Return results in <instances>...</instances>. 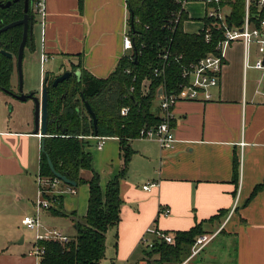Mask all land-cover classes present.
<instances>
[{"label": "crops", "instance_id": "obj_1", "mask_svg": "<svg viewBox=\"0 0 264 264\" xmlns=\"http://www.w3.org/2000/svg\"><path fill=\"white\" fill-rule=\"evenodd\" d=\"M182 1L187 16L183 32L200 33L206 11L204 0L203 16L198 19L189 17ZM39 18V60L52 63L48 74L55 78L78 65L93 77L105 79L122 56L132 53L126 46L125 0H83L80 8L77 0H44V16ZM187 24L194 26V32L184 30ZM37 26L35 16V52ZM249 48L236 41L226 50L211 101H184L173 107L171 127L176 142L172 148L161 149L154 140L128 141L133 153L119 181L121 206L116 228L117 242L125 253L117 261H129L140 250V240L149 228L173 235L201 224L205 234L214 237L183 264H264V90L253 92L248 88V71L261 73L253 68L258 57L250 64ZM45 74L41 72V88ZM262 80L261 73L258 85ZM147 85H143L145 90ZM152 111L161 117L157 96ZM32 130V122L8 121L0 126V264H27L11 246L24 244V238L13 243L18 231L14 223L20 220L22 225L23 218L34 212L39 194L32 178L39 173L41 137ZM107 140L108 144L96 148L101 152L98 160L92 154L96 140L84 139L102 192L122 168L119 140ZM138 141L142 142L135 144ZM99 161L103 167H98ZM80 177L89 180L91 173L81 171ZM145 185L154 186L143 190ZM255 188L260 189L251 197ZM55 191L61 197L56 208L62 215L45 210V218L53 222L66 217L73 224L82 221L87 211V185L73 188L59 183ZM161 209L169 210V215L160 214Z\"/></svg>", "mask_w": 264, "mask_h": 264}, {"label": "trees", "instance_id": "obj_2", "mask_svg": "<svg viewBox=\"0 0 264 264\" xmlns=\"http://www.w3.org/2000/svg\"><path fill=\"white\" fill-rule=\"evenodd\" d=\"M7 1L11 0H0V29L23 16L22 3H12L9 9H2L1 5ZM34 1H29V13ZM77 1L80 8L83 0ZM178 1L182 0H125L133 60L122 56L107 78L97 79L80 70L78 65H72L70 72L79 70V76L73 74L56 86L53 85L55 76L44 75L42 88L46 90L47 97V130L40 141L38 176L48 183L53 181L49 160L60 175L77 186L87 185L88 201L85 217L74 222L75 237L67 243L43 242L44 252L39 264H100L105 257V234L110 228L116 229L120 220L119 181L124 177L133 153L128 141L138 138L141 129L161 122V117L152 111L158 88L170 91L178 87L181 64H189L215 53L219 35L211 22L203 19L204 30L198 34L184 33L183 23L187 16ZM225 5L229 9L226 17L228 25L241 27L244 0H226ZM251 11L256 13L254 7ZM207 34L210 35L208 44L205 42ZM21 40L22 29L19 27L1 33L0 50L16 55ZM27 45L33 49L31 41ZM165 45L170 53L166 66L160 58ZM178 56L182 57L181 60H177ZM13 69L14 60L0 53V91L7 94L11 93ZM155 69L160 70V75L154 74ZM126 70L130 73L126 74ZM144 81L148 82L147 91H143ZM35 95L30 94L31 97ZM84 103L95 116L97 137L119 140L122 168L107 182L104 192L100 188L98 173L91 167V155L86 151L87 142L84 139L93 137L94 133L93 122ZM122 108H128L125 116L121 115ZM81 171L90 172V179L83 180ZM259 189L255 188L251 197ZM50 190L49 187L44 188L42 198L60 205L61 197H49ZM55 205L48 211L53 215H62ZM203 234L205 232L199 224L187 231L175 232L172 245L155 240L151 250L145 252V259L157 256L155 261L159 264H183L191 254L195 239ZM140 264L148 263L142 261Z\"/></svg>", "mask_w": 264, "mask_h": 264}, {"label": "built area", "instance_id": "obj_3", "mask_svg": "<svg viewBox=\"0 0 264 264\" xmlns=\"http://www.w3.org/2000/svg\"><path fill=\"white\" fill-rule=\"evenodd\" d=\"M182 4L183 1H178ZM226 0H204L206 7L205 15L203 19H207L211 22V26L219 35L218 44L215 47L214 54H207L195 62L189 64H181L180 67V83L176 89L165 91L163 87L161 93L158 96V109L161 113V122L155 126L145 127L140 130L138 138L146 140H154L158 143L161 149H170L176 142V138L172 132L171 119L172 109L179 103L184 101L206 103L212 100L211 90L219 85L221 71L224 65L226 50L229 46L236 41H241L246 48L251 43H256L262 50V54L255 61L253 68L261 71L262 79H264V0H244V19L241 27H230L226 22V17L229 14V9L225 5ZM33 11L35 14L44 16V0H35L33 3ZM254 7L256 13L251 9ZM204 30L203 29L201 31ZM127 48L132 49L131 38L127 33ZM205 42L210 43V35L205 36ZM129 60H133L132 53L127 55ZM160 58L164 61V66L167 65L170 59L169 49L165 47L162 49ZM181 56L177 57V60H181ZM45 59H43L44 61ZM163 71H161L162 73ZM129 74V70L125 71ZM154 74L160 75V70L155 69ZM147 81L143 82L144 83ZM148 83V82H147ZM148 87V85H147ZM144 89L143 91H147ZM133 89L131 88L130 91ZM128 113V108L121 109V115L125 116ZM40 136V135H38ZM97 141L96 148L101 149L106 141V137H94ZM61 183L56 178L51 182H47L37 176V185L39 194L35 202V215L32 217L26 216L22 220V225L29 231L35 233L34 243L32 245V251L30 256L38 258L37 264H39L40 257L44 252V248L41 245L46 241H57L59 243H67L69 239L56 230L43 229L40 222V214L42 211L48 210L51 207V202L42 198V190L46 187L50 189L55 188ZM154 185H145L143 190H149ZM160 214L167 216L169 210L161 209ZM43 231V232H42ZM214 235L203 234L198 236L191 248L190 257L198 255L201 250L213 239ZM164 241L168 245L173 243V235L161 232L155 228H149L140 240V245L144 246V251L148 252L153 246V242ZM122 264H139V262L125 261Z\"/></svg>", "mask_w": 264, "mask_h": 264}, {"label": "rangeland", "instance_id": "obj_4", "mask_svg": "<svg viewBox=\"0 0 264 264\" xmlns=\"http://www.w3.org/2000/svg\"><path fill=\"white\" fill-rule=\"evenodd\" d=\"M186 10L188 12V15L192 19H198L203 16V7H202V0H185ZM184 5V6H185ZM39 14L36 13V19L38 21L37 26V34L35 35V45H36V52L35 47L33 46V49L30 48L29 45L25 46L21 61V82L19 78V74L16 67V61L14 65V69L12 72L11 82H10V90L11 93L7 94L2 91H0V126L5 125L8 121L10 123H33V114H34V103L32 99H28L26 101H20L17 99V96L20 95H29L31 93H36L41 89V84L39 85L41 72L44 73H50V69L52 67L51 62H41L39 60V51L38 48L40 46V18ZM41 21V20H40ZM196 23H199V21H195ZM184 30L186 32H194L195 28L192 25H184ZM262 50L259 48V46L256 43L250 44L249 48V61L250 64H253L255 59L257 57H260L262 54ZM242 60V56H241ZM43 64V65H42ZM70 71V70H69ZM261 79V73L256 71H248L247 73V80H248V88L252 89V91H263L264 90V80H262V85H258V81ZM39 85V88H38ZM21 87V88H20ZM159 113V112H158ZM34 131V130H32ZM106 144L110 142V140L105 141ZM142 141H138L135 144H138ZM96 141H93L92 146V154L94 158H97L100 160L99 155L101 152L96 150L95 146ZM104 146V145H103ZM38 151H40V141L38 142ZM100 162V161H99ZM103 167L102 163L100 162L98 167ZM31 174L33 175L34 172L32 171ZM34 182H37V178L35 175H33ZM106 181V180H105ZM80 187V186H79ZM45 188H47L45 186ZM56 191L55 188L51 189L48 193L49 197L57 196L55 195ZM76 197H73L75 199ZM54 202H51V206H54ZM56 207V205H55ZM78 207V205H77ZM35 209L33 213L28 214L29 217L34 216ZM21 215H23V212H21ZM45 211H42L40 214V222L41 225L44 228H47L49 230H56L58 232H61L64 234L68 239H73L75 237V230H74V224L71 222L70 218L66 217H59L55 221H48L45 218ZM23 216H21L22 218ZM79 222V221H76ZM14 227H18V231L15 232V238L13 240V243H17L21 238H24V244L23 245H15L12 244L11 248L12 250L15 249L17 251V255H19L20 258H24L25 263H30L32 261H38V258H32L30 256V252L32 251V245L34 243V236L35 233L32 231L27 230L25 227H23L20 224V220H15ZM43 232V231H42ZM117 231L115 228H110L107 230L105 234V257L101 260L100 264H113L117 262V264H122L125 262V260L122 262L117 261L121 257L120 254L125 253L124 247L119 245L117 242ZM117 235V236H116ZM19 236L18 238H16ZM174 236V235H173ZM220 237L217 239L219 240ZM219 242V241H215ZM215 245V243H213ZM139 249L137 253H135L131 258H129V262H139V261H146L148 264H159L158 262L154 261L156 257L152 256L150 258L145 259V252H144V246H139ZM143 251V252H142ZM128 261V260H127ZM119 262V263H118Z\"/></svg>", "mask_w": 264, "mask_h": 264}, {"label": "water", "instance_id": "obj_5", "mask_svg": "<svg viewBox=\"0 0 264 264\" xmlns=\"http://www.w3.org/2000/svg\"><path fill=\"white\" fill-rule=\"evenodd\" d=\"M17 1L18 0H13V2H17ZM10 4H11V2L9 1L5 5H1V7L7 8L10 6ZM27 11H28V0H24V16H23L22 20L10 23L9 25L0 29V34H1L5 31H7L8 29H11L15 26H23V37H22V40L19 44L18 53H17V57H16V67H17V71L19 74L20 82H21V61H22L23 51H24V48L26 45L28 31H29V34L32 35L33 21H34L33 16L29 17L27 15ZM0 46H1V42H0ZM0 53H2L3 55H5L8 58H13V55L11 53L6 52L5 50H0ZM73 74L76 76H79L78 73H72L70 71L63 72L61 75L57 76L54 79L53 85L56 86L58 83H61L65 80H68ZM160 93H161V89L158 91V96L160 95ZM17 99L20 101H23V102L28 100V99H32V101L34 103V114H33L34 131H33V134L40 135V137H45L46 136V130H47L46 90L41 88V91L39 92V97H37V96L31 97L29 94L27 96L26 95L17 96ZM84 108H85L87 114L91 117L92 122H93V133H94L93 137H97L95 116H94L93 112L91 111V109L87 103H84ZM40 147H42V144ZM48 165H49L50 171L53 174L54 178H56L58 181H60L61 183L65 184L69 187L75 188L77 186L75 182H72V181L68 180L66 177L57 173L54 170L53 165L51 164V162L49 160H48Z\"/></svg>", "mask_w": 264, "mask_h": 264}, {"label": "flooded vegetation", "instance_id": "obj_6", "mask_svg": "<svg viewBox=\"0 0 264 264\" xmlns=\"http://www.w3.org/2000/svg\"><path fill=\"white\" fill-rule=\"evenodd\" d=\"M29 1L30 0H28V5H29ZM7 2H9V1H7ZM11 2V4H10V6L9 7H7V8H2V9H9L10 7H11V5H12V3H17V4H19V3H22L23 4V16H24V0H18L17 2H13V0H11L10 1ZM27 15L30 17H32L33 16V18H34V21H33V26H34V24H35V16H36V14H35V12L32 10V7H31V10H30V13L27 11ZM23 16L22 17H20L19 19H17L16 21H14V22H17V21H20V20H22V18H23ZM13 23V22H12ZM9 25V24H8ZM7 26V25H6ZM15 27H19V28H21L22 29V37H23V26H15ZM14 28V27H13ZM2 29V28H1ZM12 29V28H11ZM8 30H10V29H8ZM7 30V31H8ZM7 31H5V32H7ZM5 32H3V33H5ZM31 41V43L34 45V38H33V35H31V34H29V31H28V34H27V40H26V43H29ZM26 46V45H25ZM13 55V54H12ZM16 57H17V54L16 55H13V60L14 61H16ZM36 96V95H35Z\"/></svg>", "mask_w": 264, "mask_h": 264}]
</instances>
